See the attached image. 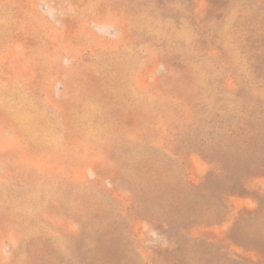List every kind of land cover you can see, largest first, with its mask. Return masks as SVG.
I'll return each instance as SVG.
<instances>
[{"label":"rangeland","instance_id":"rangeland-1","mask_svg":"<svg viewBox=\"0 0 264 264\" xmlns=\"http://www.w3.org/2000/svg\"><path fill=\"white\" fill-rule=\"evenodd\" d=\"M0 264H264V0H0Z\"/></svg>","mask_w":264,"mask_h":264}]
</instances>
